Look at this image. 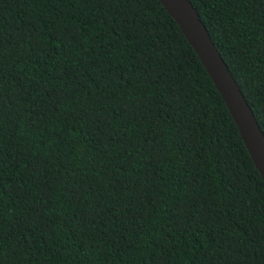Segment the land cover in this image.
I'll use <instances>...</instances> for the list:
<instances>
[{"label": "trees", "instance_id": "obj_1", "mask_svg": "<svg viewBox=\"0 0 264 264\" xmlns=\"http://www.w3.org/2000/svg\"><path fill=\"white\" fill-rule=\"evenodd\" d=\"M264 132V0H190ZM0 264H264V182L158 0H0Z\"/></svg>", "mask_w": 264, "mask_h": 264}, {"label": "water", "instance_id": "obj_2", "mask_svg": "<svg viewBox=\"0 0 264 264\" xmlns=\"http://www.w3.org/2000/svg\"><path fill=\"white\" fill-rule=\"evenodd\" d=\"M175 20L221 95L264 182V132L190 0H158Z\"/></svg>", "mask_w": 264, "mask_h": 264}]
</instances>
